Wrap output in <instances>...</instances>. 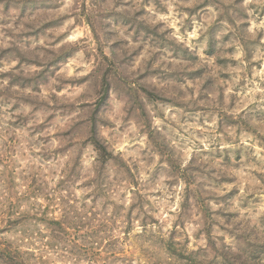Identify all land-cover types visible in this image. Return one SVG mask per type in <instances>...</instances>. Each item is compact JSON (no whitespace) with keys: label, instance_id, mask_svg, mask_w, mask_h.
<instances>
[{"label":"rangeland","instance_id":"1","mask_svg":"<svg viewBox=\"0 0 264 264\" xmlns=\"http://www.w3.org/2000/svg\"><path fill=\"white\" fill-rule=\"evenodd\" d=\"M0 264H264V0H0Z\"/></svg>","mask_w":264,"mask_h":264},{"label":"trees","instance_id":"2","mask_svg":"<svg viewBox=\"0 0 264 264\" xmlns=\"http://www.w3.org/2000/svg\"><path fill=\"white\" fill-rule=\"evenodd\" d=\"M107 87H108V83L106 85V88L103 91L104 93L103 99H105L108 96L109 91L107 90ZM96 135H97V131H96L95 125H92L91 126V136H90L91 145L95 148V150L99 153V155L103 157L104 160L107 161L108 159H105L104 157L106 150L104 146L97 140Z\"/></svg>","mask_w":264,"mask_h":264}]
</instances>
